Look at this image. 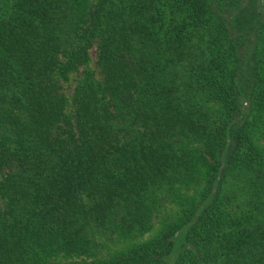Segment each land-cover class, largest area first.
I'll list each match as a JSON object with an SVG mask.
<instances>
[{"label": "trees", "instance_id": "trees-1", "mask_svg": "<svg viewBox=\"0 0 264 264\" xmlns=\"http://www.w3.org/2000/svg\"><path fill=\"white\" fill-rule=\"evenodd\" d=\"M0 264H264V0H0Z\"/></svg>", "mask_w": 264, "mask_h": 264}, {"label": "rangeland", "instance_id": "rangeland-1", "mask_svg": "<svg viewBox=\"0 0 264 264\" xmlns=\"http://www.w3.org/2000/svg\"><path fill=\"white\" fill-rule=\"evenodd\" d=\"M95 61H96V55H95V52L92 50L90 66L97 71V67L95 65ZM80 76H81V73L74 74L72 76V78H71L72 81L69 84H66V85L63 86V89H62L63 94H65L67 97H71L72 96L74 87L76 85V82L80 78ZM156 227H157V225H155V228Z\"/></svg>", "mask_w": 264, "mask_h": 264}]
</instances>
